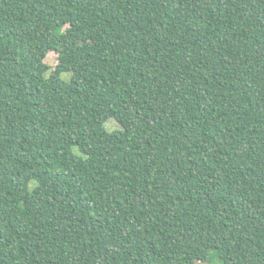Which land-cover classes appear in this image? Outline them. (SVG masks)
Instances as JSON below:
<instances>
[{"label":"trees","instance_id":"trees-1","mask_svg":"<svg viewBox=\"0 0 264 264\" xmlns=\"http://www.w3.org/2000/svg\"><path fill=\"white\" fill-rule=\"evenodd\" d=\"M212 251L264 264V0H0V264Z\"/></svg>","mask_w":264,"mask_h":264},{"label":"rangeland","instance_id":"rangeland-1","mask_svg":"<svg viewBox=\"0 0 264 264\" xmlns=\"http://www.w3.org/2000/svg\"><path fill=\"white\" fill-rule=\"evenodd\" d=\"M52 68H54L58 63V53L51 51L48 53L45 59ZM63 78L69 80L71 78V73H63ZM107 127L111 130L118 128L120 125L115 119H109L106 123ZM198 264H222L220 257L212 251L210 258L206 261H198Z\"/></svg>","mask_w":264,"mask_h":264}]
</instances>
